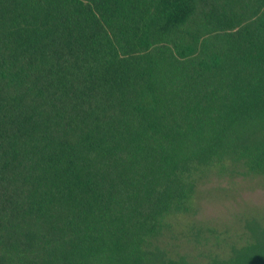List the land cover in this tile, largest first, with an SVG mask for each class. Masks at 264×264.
<instances>
[{"label":"trees","instance_id":"16d2710c","mask_svg":"<svg viewBox=\"0 0 264 264\" xmlns=\"http://www.w3.org/2000/svg\"><path fill=\"white\" fill-rule=\"evenodd\" d=\"M264 0H0V264H264Z\"/></svg>","mask_w":264,"mask_h":264},{"label":"rangeland","instance_id":"374dc122","mask_svg":"<svg viewBox=\"0 0 264 264\" xmlns=\"http://www.w3.org/2000/svg\"><path fill=\"white\" fill-rule=\"evenodd\" d=\"M222 187L227 189L228 196L215 200H204L199 203L200 211L197 219L207 222L231 223L232 216L240 213L242 210H263L264 209V182H249L236 180L229 183L225 179L222 181H213L205 186Z\"/></svg>","mask_w":264,"mask_h":264}]
</instances>
